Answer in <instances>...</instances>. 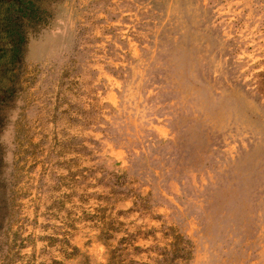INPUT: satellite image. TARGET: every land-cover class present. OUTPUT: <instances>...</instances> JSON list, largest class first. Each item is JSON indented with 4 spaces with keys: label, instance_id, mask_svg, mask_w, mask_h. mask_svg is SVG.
Wrapping results in <instances>:
<instances>
[{
    "label": "rangeland",
    "instance_id": "rangeland-1",
    "mask_svg": "<svg viewBox=\"0 0 264 264\" xmlns=\"http://www.w3.org/2000/svg\"><path fill=\"white\" fill-rule=\"evenodd\" d=\"M0 264H264V0H0Z\"/></svg>",
    "mask_w": 264,
    "mask_h": 264
}]
</instances>
